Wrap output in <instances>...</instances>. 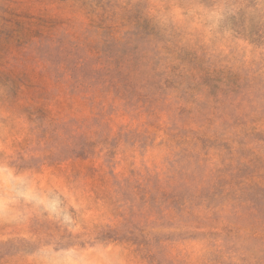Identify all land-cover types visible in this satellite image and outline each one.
Wrapping results in <instances>:
<instances>
[{
	"label": "rangeland",
	"instance_id": "rangeland-1",
	"mask_svg": "<svg viewBox=\"0 0 264 264\" xmlns=\"http://www.w3.org/2000/svg\"><path fill=\"white\" fill-rule=\"evenodd\" d=\"M0 264H264V0H0Z\"/></svg>",
	"mask_w": 264,
	"mask_h": 264
}]
</instances>
